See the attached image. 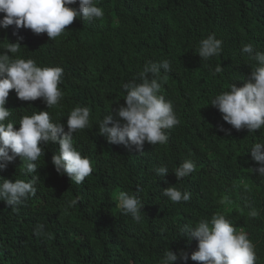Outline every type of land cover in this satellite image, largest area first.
I'll return each instance as SVG.
<instances>
[{
    "label": "trees",
    "instance_id": "trees-1",
    "mask_svg": "<svg viewBox=\"0 0 264 264\" xmlns=\"http://www.w3.org/2000/svg\"><path fill=\"white\" fill-rule=\"evenodd\" d=\"M99 6L101 20L76 18L56 40L19 31V55L64 69V96L47 109L41 99L21 101L10 90L8 121L19 128L22 115L47 110L67 130L71 109L89 107L90 125L77 130L73 142L91 158L93 172L81 184L58 174L51 158L59 146L51 142L36 173L25 175L19 157L0 169L12 181L35 176L37 189L15 210L0 201V264H159L168 248L196 250L197 242L182 229L214 213L248 234L256 264H264V177L252 171L258 164L249 151L264 141V128L237 131L210 105L217 93L231 83L242 86L250 74L243 44L264 52V0H99ZM213 33L222 52L205 62L196 50ZM17 39L12 26L0 28V44ZM164 59L172 68H161L160 94L173 102L179 125L164 130L167 143L145 142L142 152L109 143L98 133L99 120L125 104L124 83H139L147 62ZM218 65L223 70L214 76ZM185 159L196 170L177 180L174 169ZM161 165L169 169L164 177L154 172ZM172 185L190 192V199L171 202L162 191ZM121 190L138 191L141 222L121 214L115 200ZM252 209L259 213L255 218L249 216ZM37 224L44 226L40 235L34 232ZM186 264L202 262L189 258Z\"/></svg>",
    "mask_w": 264,
    "mask_h": 264
},
{
    "label": "clouds",
    "instance_id": "clouds-1",
    "mask_svg": "<svg viewBox=\"0 0 264 264\" xmlns=\"http://www.w3.org/2000/svg\"><path fill=\"white\" fill-rule=\"evenodd\" d=\"M78 5V6H76ZM104 11L99 0H0V28L13 27L16 42L0 44V169L17 157L23 162L25 175L36 173L37 161L44 155V146L58 144V152L52 155L51 162L58 174H66L76 184L84 182L93 172L91 158L82 155L73 142L77 130L90 125L91 110L87 106L77 105L67 115L66 126L55 122L47 110L22 115L19 128L8 121L11 115L5 107L10 90H14L21 101H35L38 98L47 109L56 107L63 99L60 85L64 79V69L58 65H40L34 58H25L20 54L22 37L20 29H29L35 35L45 34L49 40H56L65 33L74 19L101 20ZM222 52V41L215 34H209L199 41L196 53L207 62ZM241 54L247 56L251 72L244 78L242 86L231 83L227 90H221L211 98L210 105L218 109L223 121L237 131L247 129L255 133L264 128V52L256 51L252 44H243ZM161 68L168 72L172 68L169 59L159 64L147 62L139 72V83L135 80L122 85L126 95L125 104L108 111L98 122V133L111 144L126 148L143 150V145L167 143L165 129L179 125L171 100L161 92ZM223 68L218 65L215 76ZM221 131H228L220 126ZM251 159L258 164L252 169L258 176L264 177V141L254 143L250 148ZM195 164L185 159L174 169L178 179L189 176L195 171ZM169 169L161 165L154 169L159 177H164ZM36 177L31 179H5L0 176V201L11 209L24 204L30 195H35ZM162 194L173 203L188 201L191 193L175 186L163 189ZM117 206L123 215H130L137 223L141 222L143 203L137 192L121 190L116 196ZM252 209L250 217H257ZM44 226L37 224L34 232L42 234ZM182 231L189 241L197 242L196 250L189 253L185 249L173 251L166 249L159 264H173L178 259L202 264H256L255 245L242 229L237 231L230 219L222 213H214L210 218H202L195 225L185 224Z\"/></svg>",
    "mask_w": 264,
    "mask_h": 264
}]
</instances>
